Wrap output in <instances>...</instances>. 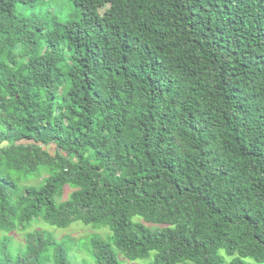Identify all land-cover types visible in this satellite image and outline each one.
I'll use <instances>...</instances> for the list:
<instances>
[{
  "label": "trees",
  "instance_id": "obj_1",
  "mask_svg": "<svg viewBox=\"0 0 264 264\" xmlns=\"http://www.w3.org/2000/svg\"><path fill=\"white\" fill-rule=\"evenodd\" d=\"M40 1L0 0V264H70L38 221L110 228L94 264H264V0Z\"/></svg>",
  "mask_w": 264,
  "mask_h": 264
},
{
  "label": "rangeland",
  "instance_id": "obj_2",
  "mask_svg": "<svg viewBox=\"0 0 264 264\" xmlns=\"http://www.w3.org/2000/svg\"><path fill=\"white\" fill-rule=\"evenodd\" d=\"M16 14L20 17L29 19L31 21L34 20L36 22H53L58 20L65 23L74 21L83 24V14L81 10L69 0H42L32 5L19 4L16 7ZM43 176H45V174ZM12 177L14 179H18V174L12 173ZM39 183L40 180L38 179V181L31 180L29 182H24L23 184L27 186L34 184L38 185ZM20 184L23 185L21 182ZM70 193L71 190L66 194L64 199L68 198ZM139 219L140 218H136V220ZM33 225L34 226L29 228L28 232L32 233L38 230H46L55 234L58 242L62 243L66 241V248L68 249V259L70 264H85V262L94 264V260L90 254V251L85 250L83 245L89 243L95 234H99V236L104 239L108 238V236L111 234V229L108 227L95 228L92 225H85L81 222H77L67 229H60L43 221H38ZM26 233L27 232L24 230H18L10 233L8 236L7 232L0 231V242L5 238V236H8L11 238L12 249L22 248L26 244ZM221 255L226 258L227 264H231L233 258L229 257L225 251H223ZM153 260L154 256H152L150 260H141L133 263L125 258H121L122 264H151ZM248 263L257 264L253 260H248Z\"/></svg>",
  "mask_w": 264,
  "mask_h": 264
}]
</instances>
